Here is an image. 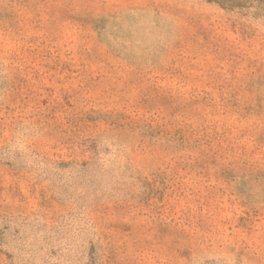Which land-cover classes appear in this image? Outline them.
Returning <instances> with one entry per match:
<instances>
[{
  "label": "rangeland",
  "instance_id": "1",
  "mask_svg": "<svg viewBox=\"0 0 264 264\" xmlns=\"http://www.w3.org/2000/svg\"><path fill=\"white\" fill-rule=\"evenodd\" d=\"M0 264H264V0H0Z\"/></svg>",
  "mask_w": 264,
  "mask_h": 264
}]
</instances>
